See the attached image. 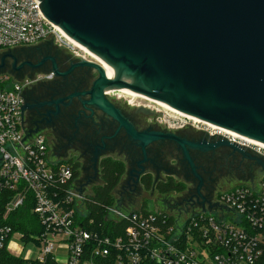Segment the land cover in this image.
Masks as SVG:
<instances>
[{
	"label": "built area",
	"instance_id": "1",
	"mask_svg": "<svg viewBox=\"0 0 264 264\" xmlns=\"http://www.w3.org/2000/svg\"><path fill=\"white\" fill-rule=\"evenodd\" d=\"M46 41L78 61L90 57L45 17L39 0H0V51ZM30 84L0 77V250L21 258L15 253L24 248L12 241L17 234L25 245L41 248L25 264H264V175L221 192L211 211L148 213L117 203L107 209L104 224L88 221L87 193L80 191L71 160L54 156L43 133L27 138L23 94ZM171 118L173 125L164 122L170 130L181 119ZM186 120L182 127L204 126L213 137L264 158L261 147ZM26 206L37 224L30 233L10 223Z\"/></svg>",
	"mask_w": 264,
	"mask_h": 264
},
{
	"label": "water",
	"instance_id": "2",
	"mask_svg": "<svg viewBox=\"0 0 264 264\" xmlns=\"http://www.w3.org/2000/svg\"><path fill=\"white\" fill-rule=\"evenodd\" d=\"M39 1L51 23L116 69L109 79L97 63L75 66L98 73L87 104L116 121L144 155L154 143L175 142L199 181L190 149L224 146L247 157L227 140L195 144L174 133L139 132L110 103V91L129 89L264 148V0ZM15 50L0 53V70L8 58L15 71L25 65L16 68ZM52 72L59 75L55 64ZM37 133L32 128L27 138Z\"/></svg>",
	"mask_w": 264,
	"mask_h": 264
},
{
	"label": "flooded vegetation",
	"instance_id": "3",
	"mask_svg": "<svg viewBox=\"0 0 264 264\" xmlns=\"http://www.w3.org/2000/svg\"><path fill=\"white\" fill-rule=\"evenodd\" d=\"M16 49L13 52L16 57V68L25 65L19 71H15V61L8 58L3 69L0 70V76L6 74L5 76L16 81L31 82L23 94L25 106L29 108L23 112L24 125L45 135L54 156L80 165L79 183L84 191L92 189L99 181L100 165L104 159L121 160L114 158L117 154L124 156V160L121 161L127 167L128 184H125L128 187H123L122 181L119 189L123 191L121 195L125 192H136L139 185L143 186L142 180L148 176L153 178L154 183L173 179L183 185V190L165 194H160L153 188L154 192L163 196L160 204L165 207L162 210L170 213L193 212L197 209L211 211V207L217 206L216 198L225 187L233 186L236 182L252 181L264 175V170L257 164L260 162L257 156L248 154L245 151L247 149L237 145L239 149L245 151L247 157L239 151L224 146L214 150L190 149L196 174L201 181L193 175L175 142L154 143L147 148L144 155L137 144L123 129H120L116 121L87 104L90 101L88 93L99 76L94 69L75 67L78 60L51 41ZM54 64L59 75L52 72ZM49 74H53V77L46 79ZM38 77L41 80H37ZM107 97L139 132L174 133L195 144L202 142L218 144L226 140L223 137H213L204 126L196 128L193 123H188L182 127L181 119L171 127L176 129L175 132L167 128L156 129L152 125L147 126V119L159 118V112L146 105H138L130 110L116 104L108 94ZM142 108L156 115L148 116L141 111ZM96 155H98L96 162L98 173L95 170ZM85 178L86 183L83 181ZM132 183L134 184L131 185ZM203 201L205 202L201 206Z\"/></svg>",
	"mask_w": 264,
	"mask_h": 264
},
{
	"label": "trees",
	"instance_id": "4",
	"mask_svg": "<svg viewBox=\"0 0 264 264\" xmlns=\"http://www.w3.org/2000/svg\"><path fill=\"white\" fill-rule=\"evenodd\" d=\"M70 163L73 164L72 161H70ZM73 165L75 167L76 179H79L81 175L80 165ZM126 172V164L121 160L107 158L101 162L99 181L90 190V193L86 195L85 199L88 221L95 220L97 226L104 224L103 221L107 209L117 204V193ZM142 185L147 188V190L155 188L160 194L184 189L181 183L173 179L154 183L151 176L144 178L142 180ZM10 223L17 231L23 233H30L34 228L33 225H37L36 218L33 216L30 206L16 211L10 219ZM0 264H25V261L22 258L9 254L6 250H0Z\"/></svg>",
	"mask_w": 264,
	"mask_h": 264
},
{
	"label": "rangeland",
	"instance_id": "5",
	"mask_svg": "<svg viewBox=\"0 0 264 264\" xmlns=\"http://www.w3.org/2000/svg\"><path fill=\"white\" fill-rule=\"evenodd\" d=\"M2 51L3 50L0 51L1 54L4 53ZM87 60H88V62L97 63L91 57H87ZM109 72L115 78L117 77V71L116 70H109ZM2 75L5 76L6 74H1L0 77H2ZM7 77H9V76H7ZM11 81L15 82L16 80L11 79ZM17 82H23V81H17ZM108 95L110 96L109 98L111 100H114V102H116V104H118V105H120L122 107H127L130 110H133L138 105H146V106H150L152 109H154L155 112H159V118L156 117V118L147 119V126L148 125L149 126L152 125L156 129L167 128L168 130H170L165 125L164 122L166 121L168 123V125H173V121H172L173 119L171 117L181 118V120H183V122L188 121V120H186V118H184L182 116H179V115H177L175 113H172L171 111H168L166 109H163V108H161L160 106H158V105H156L154 103L145 102V101H142V100H139V99H136V98H130V97L126 96V95L124 96V94H121L120 92H117L116 90L110 91L108 93ZM175 130L176 129H172L170 131L171 132H175ZM245 151L248 152V154H252V156H257L258 161H261V162L264 163V158H262V157H260V156H258L256 154L254 155V153L249 152L247 150H245ZM115 157H117V158H119L121 160H124V156H122V155H118L117 154V155H114V158ZM257 164H258V166L260 168H262L259 165V163H257ZM257 178L258 177H256V179ZM83 181H85V183H86V178ZM127 181L128 180H127V177L125 175V177L123 178V187H128V185H126V184H128ZM249 181H251V180H247V181H244L242 183L236 182V183H234L233 186L225 187L223 189V191L230 190V189H232V188H234L236 186L248 185ZM97 182L95 183V185L97 184ZM133 184L134 183H132L131 185H133ZM90 190H88V191L85 190V192L88 194V193H90ZM122 192L123 191L120 190L117 193V203H118V205L121 208H123V209H125L127 211H139V212L145 211V212H148V213L167 212V211L162 210V209H164L165 206H162V204H160L163 201V196L162 197L159 196L158 193L154 192V189L147 190V188H145L144 186H140L139 185L136 192H132V191L131 192H125V193H123L121 195ZM167 200H169V199H167ZM212 215H216V214H212ZM12 241L14 243L20 245L22 248H24L23 250H19V252L15 253L16 256H20L22 259H26L25 257H28L29 254H31V253L33 254V259H36L37 256L40 253V249H41L40 246L36 245L34 242H29L28 244L25 245V242H23L21 240L20 236H18L17 234H13ZM56 256L61 258L62 261H64V259L66 258V255L64 253H60V252L57 253Z\"/></svg>",
	"mask_w": 264,
	"mask_h": 264
},
{
	"label": "bare ground",
	"instance_id": "6",
	"mask_svg": "<svg viewBox=\"0 0 264 264\" xmlns=\"http://www.w3.org/2000/svg\"><path fill=\"white\" fill-rule=\"evenodd\" d=\"M75 43H76L77 47H79L81 50H83V51H85L86 53H88L89 56H90L91 58H93V60H95V61L97 62V64H99V65L105 70L106 75H107V78H109V79H114V78H115V77L112 76V75L110 74V72H109V70H116L115 68H113L112 66H110L107 62H105V61H104L102 58H100L99 56H97V55L91 53V52H90L87 48H85L84 46L80 45V44L77 43V42H75ZM123 80H124V81H127V82H131V81H132L130 78H128V77H126V76L123 77ZM117 92H120L121 94H124V96L126 95V96H128V97H130V98H136V99H139V100H142V101H145V102H151V103H154V104L160 106L161 108L166 109V110H168V111H171L172 113H175V114H177V115H179V116H182V117L188 118V119L193 120V121H195V122H197V123H202V124H204V125H206V126H208V127H212V128H215V129H220V130H222L223 132H225V133L228 134V135H231V136H234L235 138H238V139H240V140H244V141H246V142H249V141H247V140H245V139H243V138H241V137H239V136H237V135H235V134H233V133H231V132H229V131H227V130H225V129H222V128H219V127L214 126V125H212V124H209V123L203 122V121H201V120H199V119H197V118H195V117L188 116V115H186V114H184V113H181V112H179V111H177V110L171 108L170 106H168V105H166V104H164V103H162V102L155 101V100H151V99H149V98H147V97H145V96H143V95H141V94L135 93V92H133V91H131V90H129V89H119V90H117ZM140 106H141V105H140ZM249 143H251V142H249ZM251 144H253V143H251ZM253 145H255V144H253ZM255 146H257V145H255ZM258 147H259V146H258ZM263 149H264V148H263Z\"/></svg>",
	"mask_w": 264,
	"mask_h": 264
},
{
	"label": "clouds",
	"instance_id": "7",
	"mask_svg": "<svg viewBox=\"0 0 264 264\" xmlns=\"http://www.w3.org/2000/svg\"><path fill=\"white\" fill-rule=\"evenodd\" d=\"M10 247H11V245H10ZM25 258H27V257H25Z\"/></svg>",
	"mask_w": 264,
	"mask_h": 264
}]
</instances>
